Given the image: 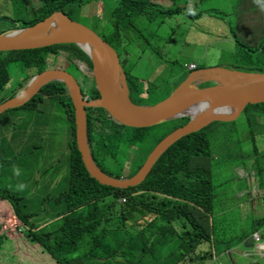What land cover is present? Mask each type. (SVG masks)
Returning a JSON list of instances; mask_svg holds the SVG:
<instances>
[{"label": "rangeland", "instance_id": "1", "mask_svg": "<svg viewBox=\"0 0 264 264\" xmlns=\"http://www.w3.org/2000/svg\"><path fill=\"white\" fill-rule=\"evenodd\" d=\"M187 1L194 17L186 16L183 13L186 10H182L183 14L169 20L167 30L159 31L153 37L144 33L150 39V48H144L141 39L126 46L125 50L120 49L126 69L144 83H141L144 90L139 99L141 106L158 105L169 98L180 85L176 87L180 79L182 84L189 77L191 72L186 66L190 64H196L200 69L239 68L252 73H261L255 69L264 70V0ZM160 2L166 10L173 4V0ZM33 3L38 7L40 0H33ZM101 3V0H86L82 6L73 7L67 17L110 40L114 35L115 18L111 6ZM205 10L208 12L204 13ZM20 26V16L15 14L13 1L0 0V31ZM155 30V27L150 29L151 32ZM234 38L240 43L237 44ZM45 61V71L64 68L72 73L87 98L98 90L94 70L72 62L66 51L56 55L48 52ZM159 64L163 65L158 67ZM12 71L13 78L2 93L3 99L19 95L40 74L36 68H14ZM61 94L60 91L58 95L44 96L33 109H9L0 115V191L19 196L24 211L31 216L34 229L52 234L59 232L68 214L65 195L71 176L72 118L69 101L61 102ZM255 112L250 108L248 113L243 111L238 116H228L207 129L210 150L205 159L213 168L216 188L213 223L208 219L203 223L212 237L211 243L199 247L197 255L207 251L216 255V251H226L230 245L239 244L241 230L240 237L244 239L254 230V219L260 218L253 207L259 210L264 205V192L259 185L261 182L264 186V115ZM179 119L147 131L145 154L154 150L163 135L190 120L189 117ZM96 145L93 146L96 154L103 153ZM133 156L132 150L129 158ZM129 158L121 171L112 168L111 161L108 169L113 174H120L121 179H128ZM14 166L20 170L18 176L13 172ZM251 166L255 168L252 172ZM18 184L26 186L23 191L17 190ZM149 218L145 216V219ZM145 219L140 218L141 224L137 225L131 218L129 224L134 235L147 223ZM178 245L173 244L177 253L186 257L187 248ZM156 251L161 257L155 264H161V259L169 254V247L157 246ZM151 255L149 260L155 257ZM235 264H242V261L238 259Z\"/></svg>", "mask_w": 264, "mask_h": 264}, {"label": "trees", "instance_id": "2", "mask_svg": "<svg viewBox=\"0 0 264 264\" xmlns=\"http://www.w3.org/2000/svg\"><path fill=\"white\" fill-rule=\"evenodd\" d=\"M11 1L15 14L21 20V26L14 29H20L49 19L58 12L69 16L73 7L82 6L86 0H40L38 7H35L33 0ZM101 2L102 5L106 3L111 6L115 18L114 35L110 40L101 37L117 51L120 61V49L125 50L126 46L136 41L143 39V47H151L145 32L153 37L159 31L167 30L169 20L180 15L182 10H186L183 13L190 18L195 16L189 11L187 0H173L171 8L167 10L160 0ZM152 27L156 28L155 32L150 31ZM3 32L0 31V34ZM234 39L237 44L240 43L239 39ZM60 51H66L77 65L83 64L94 70L86 53L74 44L0 51V105L13 98L3 99L2 93L13 78L14 68H36L38 73L44 72L45 54L51 52L56 55ZM126 54L129 57V53ZM125 61H121V64L127 76L130 96L134 103L139 104L144 83L126 69ZM197 69L200 68L197 66ZM236 70L246 71L239 68ZM255 70L264 73L262 69ZM158 76L162 77V74ZM179 84L181 79L176 87ZM60 91L63 93L61 102L69 101V114L72 118L71 176L69 190L65 195L68 214L58 233L40 232L32 226L31 216L22 207V199L16 194L0 191V264H155L161 257L156 247L166 245L169 254L161 259V264H207L213 255L212 251L197 255V249L211 242L212 238L203 223L207 219L213 223L216 187L213 184V168L208 166L205 158L210 150L207 129L214 123L171 146L139 186L113 188L101 185L84 165L76 141L74 107L62 83H49L41 89L40 94L17 109H33L44 96L58 95ZM94 93V96L89 97L90 107L86 108L92 156L102 171L121 179L120 174H113L108 169V164L111 161L112 168L121 171L133 150L134 156L129 158V177H132L138 173L153 150L146 154L144 150L147 131L151 127L133 128L119 123L101 105L103 99L100 91L96 89ZM250 108L255 109L256 115H264V102L249 105L244 111L248 113ZM187 123L185 120L170 132ZM169 133L163 135L156 144ZM95 144L103 153L96 154L93 149ZM262 190L264 192V188ZM70 213L73 215L69 216ZM145 216L150 218L145 219ZM132 217L133 223L137 225L141 224L140 218L147 221L135 235L129 224ZM263 221L264 218H261L255 222L254 230L248 236L258 232ZM174 243L179 244V248H187L186 257L177 253ZM139 250L141 252L136 254ZM151 254L155 257L149 260Z\"/></svg>", "mask_w": 264, "mask_h": 264}, {"label": "water", "instance_id": "3", "mask_svg": "<svg viewBox=\"0 0 264 264\" xmlns=\"http://www.w3.org/2000/svg\"><path fill=\"white\" fill-rule=\"evenodd\" d=\"M60 44H74L89 57L102 95L101 105L119 123L133 128H150L179 118H190L187 124L171 132L154 148L138 173L128 179H118L102 171L92 156L86 98L77 79L67 70L53 69L40 73L19 95L0 105L1 115L25 105L49 83L64 84L74 107L76 141L82 160L88 173L101 185L119 189L139 186L176 142L228 116H238L251 104L264 102V73L205 68L192 71L162 103L154 106L136 104L131 99L127 76L117 51L100 35L62 12L33 26L0 34V51ZM248 242L254 243L255 238L250 237Z\"/></svg>", "mask_w": 264, "mask_h": 264}, {"label": "crops", "instance_id": "4", "mask_svg": "<svg viewBox=\"0 0 264 264\" xmlns=\"http://www.w3.org/2000/svg\"><path fill=\"white\" fill-rule=\"evenodd\" d=\"M250 170L252 172L253 170H255V168L251 166ZM251 177L252 175H250V178ZM248 184L250 185V183ZM259 185L261 189L264 188L261 182L259 183ZM248 190L250 192L249 186H248ZM263 200L264 198L262 199V201ZM253 211L255 212V214L260 215V218L256 217L254 219V224H255V222H258L261 218H264V205L262 204L259 207V210L258 208L253 207ZM258 229L260 230L259 231V235L261 238L260 242H255V243L248 242V238L252 236V235L248 236L249 234L247 235L246 238L241 240L240 235H241V232L243 231L242 229L238 237L239 244L235 246L230 245L228 250L226 251L225 250L216 251V255H212L211 258H209L207 264H235L238 259L242 261V264H264V250L262 249V247L264 246L263 245L264 244V232H262L264 231V221L260 225V228ZM247 243L249 246H246ZM210 246H213V245L210 244Z\"/></svg>", "mask_w": 264, "mask_h": 264}, {"label": "clouds", "instance_id": "5", "mask_svg": "<svg viewBox=\"0 0 264 264\" xmlns=\"http://www.w3.org/2000/svg\"><path fill=\"white\" fill-rule=\"evenodd\" d=\"M189 11L191 12L192 10L189 9ZM190 65H191V64H190ZM190 65H189V66H190ZM194 65H196V64H194ZM189 66H188V67H189ZM196 67H197V65H196ZM195 70H196V69H195ZM191 71H194V70H191ZM203 107H207V105H203ZM13 172H14V174L17 175V176L20 174V170H19L17 167H15V166L13 167ZM259 172H260V171H259ZM25 187H26V186H25L24 184H18V185H17V190H18V191H23ZM259 231H260V230H259ZM259 231L256 232V233H254V234L252 235V236L255 238V242H260V241H261V238H260V235H259ZM252 236H250V237H252ZM250 237H249V238H250ZM249 238H248V239H249ZM255 242H254V243H255ZM263 245H264V244H263Z\"/></svg>", "mask_w": 264, "mask_h": 264}, {"label": "flooded vegetation", "instance_id": "6", "mask_svg": "<svg viewBox=\"0 0 264 264\" xmlns=\"http://www.w3.org/2000/svg\"><path fill=\"white\" fill-rule=\"evenodd\" d=\"M64 69V68H63ZM72 74V73H71ZM66 87V86H65ZM82 88V87H81ZM67 89V88H66ZM83 91V94H84V90H82ZM69 96V95H68ZM70 97V96H69ZM84 97L86 98V108H88V106L90 105V102H89V97L87 98V96L84 94ZM71 99V98H70ZM71 103H72V100H71ZM73 104V103H72Z\"/></svg>", "mask_w": 264, "mask_h": 264}, {"label": "built area", "instance_id": "7", "mask_svg": "<svg viewBox=\"0 0 264 264\" xmlns=\"http://www.w3.org/2000/svg\"><path fill=\"white\" fill-rule=\"evenodd\" d=\"M188 68H189V70H195L196 69V65L191 64ZM123 201L125 202V199H123Z\"/></svg>", "mask_w": 264, "mask_h": 264}]
</instances>
